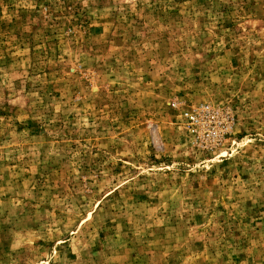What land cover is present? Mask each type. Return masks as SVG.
I'll list each match as a JSON object with an SVG mask.
<instances>
[{
    "label": "rangeland",
    "instance_id": "obj_1",
    "mask_svg": "<svg viewBox=\"0 0 264 264\" xmlns=\"http://www.w3.org/2000/svg\"><path fill=\"white\" fill-rule=\"evenodd\" d=\"M0 264H264V0H0Z\"/></svg>",
    "mask_w": 264,
    "mask_h": 264
},
{
    "label": "built area",
    "instance_id": "obj_2",
    "mask_svg": "<svg viewBox=\"0 0 264 264\" xmlns=\"http://www.w3.org/2000/svg\"><path fill=\"white\" fill-rule=\"evenodd\" d=\"M215 115L211 112V110H209L206 106L199 108L194 114H190L188 115V119L191 122H197L199 125H207L206 120L205 119H212ZM201 129V133L202 136L204 134H206L208 140H213V138L216 136V126H214L213 128L209 129L206 127H202Z\"/></svg>",
    "mask_w": 264,
    "mask_h": 264
}]
</instances>
